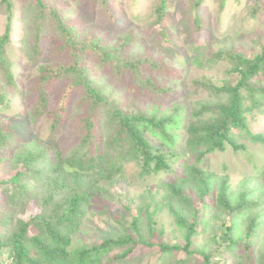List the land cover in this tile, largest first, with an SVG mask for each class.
I'll return each mask as SVG.
<instances>
[{
  "label": "trees",
  "instance_id": "obj_1",
  "mask_svg": "<svg viewBox=\"0 0 264 264\" xmlns=\"http://www.w3.org/2000/svg\"><path fill=\"white\" fill-rule=\"evenodd\" d=\"M208 1L190 0L196 31L206 23L199 12ZM215 1L223 9L228 0ZM168 2L157 0L154 26L161 25ZM1 4L8 15L0 35V72L17 91L7 49L19 20L12 0H1ZM103 4L109 7L106 0ZM22 5L33 27V61L38 63L40 54L49 51L34 81L38 102L29 108L28 120L35 124L51 116L52 129L64 130L72 145L63 153L36 141L14 156L13 164L22 166L21 170L6 179L0 176L5 185L0 202V264H119L139 248L157 255L160 264H221L214 256L224 252L236 255L232 261L236 264H264V248L255 254V242L264 231V131H252L248 123V114L264 115V43L250 57L233 45L206 51L197 35L188 61L176 66L154 57L150 50L133 49L141 40L133 31L109 46L91 35L80 38L78 25L65 21L60 7L45 0H22ZM49 26L61 44L45 35ZM158 35L170 39L164 28L154 30L151 38L156 40ZM223 60L237 73L235 83L197 80L208 98L186 103L183 95L164 112V100H160L172 89L162 86L163 79L179 78L190 66L204 68ZM89 61L102 71L109 70L122 85L128 83L127 92L136 99L117 103L105 91L106 85L92 78ZM5 96L0 94V106L8 103ZM147 96L160 100L155 106H143L138 99ZM182 127L187 135L185 150L193 161L176 150ZM15 140L14 129L0 124V145ZM260 147L262 154L256 151ZM229 149L242 154L239 163L250 164L254 177L232 184L227 164L222 169L214 162L204 163L205 158ZM127 162L137 165L142 177L159 176L134 207L124 191L113 190ZM255 178L261 179L259 184ZM109 198L123 203L131 213L130 224L100 242L75 237L88 206L104 212ZM163 206L185 244L160 239L166 228L157 227L155 214Z\"/></svg>",
  "mask_w": 264,
  "mask_h": 264
},
{
  "label": "rangeland",
  "instance_id": "obj_2",
  "mask_svg": "<svg viewBox=\"0 0 264 264\" xmlns=\"http://www.w3.org/2000/svg\"><path fill=\"white\" fill-rule=\"evenodd\" d=\"M12 1L14 3L13 12L19 22L14 29L12 44L7 49V57L13 64L17 91L9 87L6 77L0 72V94H5V100L8 102L6 105L0 106V124L2 127H8L9 130L14 129L16 140L0 145V176L5 179L23 168L22 166H15L13 158L20 150L32 146L34 142L38 141L42 143L41 145L52 146L53 151L61 150L63 153H66L72 145V139L69 141L66 139L67 133L64 130L52 129L51 116L46 115L35 124L28 120L29 108L38 102L35 97L37 93L34 92L36 87L34 81L38 76L40 66L47 59L49 51L40 54L38 63L33 61L30 52L33 49V27L28 21V14L25 13L22 0ZM45 1L50 5L60 7V12L63 13L65 21L78 25L80 30L78 36L80 38L85 39L88 35H91L94 39L113 46L117 43V40L123 39L130 31H133L141 36L140 43L135 45L136 47L133 49L139 51V53L150 50L154 57L166 59L167 62L170 61L176 66H180V62L188 61L190 45L197 35L204 47L206 44V51L215 52L220 47L233 45L250 57L259 51L260 44L264 43V0H228L223 9L215 0H209L199 12L206 19V23H203L199 31L195 29V10L190 7V0H169L167 14L164 16L161 25L155 26L151 22L157 18L155 10L157 0H106L109 7L103 4V0ZM260 5L262 6L261 9ZM253 9H257L255 15ZM5 11L6 7L1 4L0 0V35H3L6 29L8 12ZM111 18H114L113 21ZM31 22L33 23V14ZM162 28L168 32L170 39L164 40L159 35L156 40L152 39L151 36L154 34V30L159 31ZM45 35L49 38L52 37L51 39L56 44H61V40H56L58 36H53L51 33L50 26ZM157 40L161 42L158 44ZM88 63L92 78L95 82L106 85L105 91L108 90L117 103L130 102L136 99V97L132 98V95L127 92L128 87L126 85L128 83H125V86L122 85L119 80L114 79L109 70L102 71L95 61H89ZM231 67L232 64L227 60L204 68L190 66L188 71L179 78L166 77V80L163 79L162 86L172 89L166 99L153 101L150 96H147L139 98L138 101L143 106L148 103L155 106V103H158L157 101L164 100L163 110L167 112L175 101H180L181 97L183 98V95L187 97L186 103L203 97L208 98L206 90L202 86L198 87L196 81L210 79V81L221 85L223 80L231 79L235 83L238 76L237 73L231 71ZM31 90L32 94L29 93ZM248 123L252 131H264V115H256L252 112L248 114ZM178 134L180 140L176 145V150L181 151L184 157H189L184 144L187 136L185 127L178 129ZM152 139L156 144H161V140ZM256 151L260 154L263 152L261 147L260 150L257 149ZM240 154L233 153L229 149L224 154L215 153L205 158L204 163L214 162L222 169L223 164H227L226 171L232 177L231 183L236 184L241 180H245V178H252L256 174L250 164L243 160L241 164L239 163L240 158H242V154ZM189 160L193 161L194 159L189 157ZM212 167L216 168L214 164H212ZM123 171L119 183L113 187V190L124 191L126 198L134 200L131 203L134 207L136 206L135 202H140L139 196L144 193L146 188H153V184L158 182L159 176H156V178H153V176L142 177L139 168L132 162H127ZM255 180L257 184L261 181L257 178ZM249 183L254 184V181H249ZM4 188L5 185L0 183V202L5 198ZM109 203L110 205L105 208L104 212H97L94 205L90 204L75 237L79 236L89 243L100 242L119 232L125 223L129 225L132 218L131 213L126 211L123 203L120 201L115 202L110 198ZM21 217L26 218V215ZM155 220L158 228H162V226L166 228L160 238L161 240L166 243L179 241L185 244L167 207L163 206L157 211ZM262 236H264V231L260 232V238H258L257 243L255 242L256 255L259 253L260 248H264V245L262 246L264 241L261 239ZM140 249L134 250L129 260L118 263L160 264L157 255L146 254L147 250L139 251ZM116 252L115 250L110 255H114ZM180 254L184 256L183 252ZM222 254L215 255V260L221 264H236L232 262L234 261L233 257L236 255L232 257L229 254L225 255V252Z\"/></svg>",
  "mask_w": 264,
  "mask_h": 264
}]
</instances>
